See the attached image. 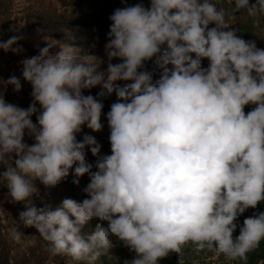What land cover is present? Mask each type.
Returning <instances> with one entry per match:
<instances>
[{
	"label": "clouds",
	"instance_id": "1",
	"mask_svg": "<svg viewBox=\"0 0 264 264\" xmlns=\"http://www.w3.org/2000/svg\"><path fill=\"white\" fill-rule=\"evenodd\" d=\"M232 11L258 28L264 0H234ZM109 20L106 69L102 57L45 37L39 54L21 61L33 102L21 108L0 93V182L24 208L10 241L25 253L23 225L37 230L51 256L76 264H94L112 237L135 253L130 264H158L189 247L248 264L264 241V212L234 232L238 218L264 202V49L238 36L214 0H150L148 7L117 8ZM21 38L0 41V49L19 53ZM147 61L159 78L145 69ZM4 83L22 87L15 75ZM97 85V96L117 97L106 114L110 155H98L91 135L77 139L82 126L104 127L103 103L83 94ZM25 135L35 142H24ZM86 146L98 157L95 170ZM70 170L74 184L88 175L86 198L37 207L36 181L52 188ZM93 218L107 226L85 234Z\"/></svg>",
	"mask_w": 264,
	"mask_h": 264
},
{
	"label": "rangeland",
	"instance_id": "2",
	"mask_svg": "<svg viewBox=\"0 0 264 264\" xmlns=\"http://www.w3.org/2000/svg\"><path fill=\"white\" fill-rule=\"evenodd\" d=\"M148 1L150 2V0ZM68 10L61 6L57 0H0V41H6L12 36L22 37L17 42L22 47V51L19 53L11 51L5 52L0 49V93L3 94L6 102L21 108H27L33 102L31 84L22 77L21 61L25 58L38 55L40 48L46 46L47 41L44 38L49 36L29 31L26 27V23L32 22L34 18L41 15L51 17L52 15L60 16L63 14L65 16L68 12H75V9ZM52 39L57 40L56 38ZM65 40L71 42V37L65 35ZM74 45L80 47L85 53L95 54L103 58L95 42L87 45ZM13 47H16V45H13ZM58 50L59 46L57 45L50 49V52L54 53ZM103 59L105 63L101 65V70L106 69L108 62L105 58ZM202 66H208V60L206 58L202 60ZM145 69L153 72L154 80L159 78V69L153 61L145 62ZM12 75H15L21 81L22 87L18 92L14 91L12 85L4 83ZM90 89H96L99 92L102 91L101 85H97ZM87 90L89 89L83 90V94L87 95ZM37 108H39L38 104ZM109 110L110 106H106L105 109L102 110L101 122L104 127L101 131L93 132L86 126H82V132L83 135L86 133L95 137L96 144L111 151L109 142L110 129L106 119V114ZM36 115H38V113L33 114L31 117L33 123L37 122ZM24 142L31 145L35 141L33 138L25 135ZM88 147L90 146H86L85 148ZM75 166L76 165H73V170ZM4 170V166L0 165V172ZM73 170H70V174H73ZM82 177L88 184V175L84 174ZM36 185L38 187V194L34 195L33 200L37 207H43L45 205L56 207L58 201L64 198H72L77 202L86 198V194L80 189H75V194L68 196V194L62 190V182L52 188H45L39 181H36ZM7 193L8 189L6 185L0 182V234L8 247L10 264H32L29 261L31 255L29 253L30 250H28V247L32 245L35 246L33 256H38L41 259V264H76V262L67 256H51L46 249V242L43 241L35 231L36 229L31 227L25 228L23 225H19V228L25 235L23 239L24 243L27 245V249L24 254H20L19 246L10 241L8 233L13 225L20 223L18 220L19 212L23 211L24 208L21 203L11 202V198L7 196ZM94 220H97V218H93L89 221L87 230H92L95 227ZM128 256H135V253L130 251L127 247H124L115 237H112V246L108 249L107 253L102 254L94 264H122L123 262H128ZM192 261L195 264H207L211 261L216 264H232V260H228L223 255L217 256L214 250L208 257L202 254L199 258L192 259Z\"/></svg>",
	"mask_w": 264,
	"mask_h": 264
},
{
	"label": "trees",
	"instance_id": "3",
	"mask_svg": "<svg viewBox=\"0 0 264 264\" xmlns=\"http://www.w3.org/2000/svg\"><path fill=\"white\" fill-rule=\"evenodd\" d=\"M61 6L65 9H75V12H68V14L52 15L48 16H37L32 22L26 23V27L29 31L40 33L65 43L73 44H90L95 42L98 46L100 53L103 58L107 60L105 45L108 42L107 33L109 32V26L111 21L109 20L110 15L117 8H123L127 6L135 5L136 3H143L145 7L149 6L148 0H57ZM218 9H223L225 11V18L231 24L230 27H234L237 30V35L245 40H254L257 47L264 49V21L261 22L260 27H253L252 21L247 17L246 13L243 11L234 13L232 11L234 7V0H214ZM252 2V0H250ZM214 26V25H210ZM65 35L71 37V42L65 40ZM112 63L121 62L117 58H113ZM131 82V81H128ZM122 82L117 81L118 85H122ZM96 89H89L86 94L93 95L98 100L103 103V109L106 106H110L113 102L117 101L115 92L106 97L97 96ZM255 105H246L245 112L251 111ZM102 109V110H103ZM32 119V118H31ZM33 120V119H32ZM83 132L77 135L78 140H82ZM86 162L93 165V170H95V161L98 158L93 156L90 151V147L85 148ZM111 151L104 147H100L98 155H110ZM77 179L74 174H69V176L62 181L63 192L69 195L75 194V189H83L86 187L87 182L84 181L83 177H79V183L74 184L73 180ZM65 199V198H64ZM62 201V200H61ZM58 201L57 206L61 203ZM55 206H53L54 208ZM259 212H264V202L258 204L255 209L249 208L246 210L237 220L238 227L234 232V235L239 234V225H242L243 220L246 217L253 216ZM98 223L107 226V222H101L98 219L94 220L95 227ZM92 230H87L88 225L85 226L83 231L85 234L92 232ZM37 232V230H35ZM37 240V237H36ZM35 246L28 247L30 258L29 261L32 264H41V259L38 256H33ZM212 251L209 250H193L191 247L185 250L183 256H178L176 253H170L166 258L158 261V264H195L192 259L199 258L202 254L208 257ZM128 262H123L122 264H130L131 260L135 256H128ZM27 260V259H26ZM25 260V261H26ZM10 254L8 247L4 238L0 234V264H10ZM232 264H240L239 261H231ZM207 264H216L208 262ZM248 264H264V241H261L260 246L249 253Z\"/></svg>",
	"mask_w": 264,
	"mask_h": 264
}]
</instances>
